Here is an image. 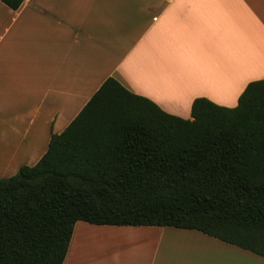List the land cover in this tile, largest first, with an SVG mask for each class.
I'll use <instances>...</instances> for the list:
<instances>
[{"label":"crops","instance_id":"crops-1","mask_svg":"<svg viewBox=\"0 0 264 264\" xmlns=\"http://www.w3.org/2000/svg\"><path fill=\"white\" fill-rule=\"evenodd\" d=\"M107 77L182 118L197 97L233 107L264 79V0L0 1V177L33 165ZM82 222L62 264H121L127 248L136 264H264L196 229Z\"/></svg>","mask_w":264,"mask_h":264},{"label":"trees","instance_id":"trees-1","mask_svg":"<svg viewBox=\"0 0 264 264\" xmlns=\"http://www.w3.org/2000/svg\"><path fill=\"white\" fill-rule=\"evenodd\" d=\"M77 221L196 229L264 256V79L182 118L107 77L33 165L0 177V264H62Z\"/></svg>","mask_w":264,"mask_h":264},{"label":"rangeland","instance_id":"rangeland-1","mask_svg":"<svg viewBox=\"0 0 264 264\" xmlns=\"http://www.w3.org/2000/svg\"><path fill=\"white\" fill-rule=\"evenodd\" d=\"M7 177V176H6ZM82 222V221H81ZM83 223V222H82ZM78 229H81V226H78L77 227ZM102 232H104L103 230H102ZM101 232V230H99V228H95V229H93V228H91V229H86V231H84V230H82V231H80L79 233L78 232H76V233H78V235H81V236H83L82 234H88V235H93V236H99L100 235V233H102ZM117 234H119L120 236H122V237H125L126 235H127V232H123V233H120V232H118ZM119 235H117V236H119ZM78 238V240H79V237H77ZM81 238V244H80V251H82V254H83V256H84V258H88V259H90V258H92V257H87V256H85V250L87 249V245H88V243H86V241H84L83 239V237H80ZM127 242H129V241H127V240H124L123 242H122V244L121 245H124V246H127L128 245V247H129V243H127ZM97 245H99V243L97 244ZM126 248V247H125ZM93 250V249H92ZM101 250V249H100ZM87 251L88 252H90L91 251V249L90 248H88L87 249ZM103 252H105V249H104V251ZM131 250H130V248H127V249H125V250H123L121 253H120V255L122 256V259H121V261L120 262H122L121 264H136V259H135V257H134V255H132L131 253ZM98 255H96V263L97 264H105L104 262H102V261H100L99 259H98V257H97Z\"/></svg>","mask_w":264,"mask_h":264}]
</instances>
